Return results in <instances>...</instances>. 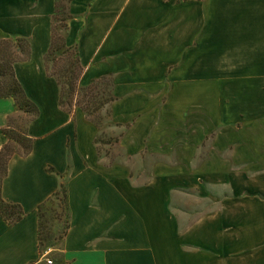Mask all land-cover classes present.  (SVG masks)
Instances as JSON below:
<instances>
[{"label":"crops","instance_id":"1","mask_svg":"<svg viewBox=\"0 0 264 264\" xmlns=\"http://www.w3.org/2000/svg\"><path fill=\"white\" fill-rule=\"evenodd\" d=\"M257 9L264 12V0ZM69 11L61 35L78 49L81 81L106 78L116 97L113 117L120 118L126 107L148 106V92L171 89L162 81L166 67L187 61L189 36L202 43L206 24L202 0H71ZM54 12L55 0H0V41L30 42V58L16 62L14 70L39 108L28 120L13 99L0 98V150L10 118L24 116L34 139L30 154L10 160L3 180L2 197L24 215L13 224L0 215V264H46L37 209L63 184L70 220L62 248L55 250L62 264H264V145L249 150L242 174H228L230 195L180 225L169 210L170 194L131 187L122 163L99 164L95 134L87 137V147H73L85 139L81 125L96 127L61 109L60 86L45 68ZM244 33L250 43L244 50H257L263 59L264 17L248 19ZM130 92H137L131 100Z\"/></svg>","mask_w":264,"mask_h":264},{"label":"rangeland","instance_id":"2","mask_svg":"<svg viewBox=\"0 0 264 264\" xmlns=\"http://www.w3.org/2000/svg\"><path fill=\"white\" fill-rule=\"evenodd\" d=\"M202 1L203 42L189 36L187 61L166 67L162 81H169L171 89L148 92L154 101L148 106L122 109L118 115L125 112L126 119L113 117L115 101L102 108L97 125L78 107L72 114L96 127L92 131L80 126L85 139L72 144L75 150L87 147V137L95 134L99 164L122 163L124 182L131 187L170 194L169 210L182 226L230 195L224 186L228 174H242L249 150L264 145V58H258L257 50H244L250 46L244 23L264 17L257 9L260 0ZM81 85L88 84L81 81ZM129 94L131 100L137 92ZM21 117L14 119L24 124ZM46 218L52 239L45 242L43 252L58 264L62 258L54 248L62 245L64 217Z\"/></svg>","mask_w":264,"mask_h":264},{"label":"trees","instance_id":"3","mask_svg":"<svg viewBox=\"0 0 264 264\" xmlns=\"http://www.w3.org/2000/svg\"><path fill=\"white\" fill-rule=\"evenodd\" d=\"M71 0H55V12L52 17V42L44 56L45 68L49 76L54 77L60 86V107L69 114L78 107L94 124L101 122L102 108L114 101L111 94V84L106 78L93 80L87 86L81 85L84 73L79 59L77 47L68 46L64 36L58 33V28L67 29L68 21L72 18L69 11ZM31 55L30 42L25 38L4 39L0 41V98H11L16 106L28 115V120L39 114L38 106L27 96L18 81L14 64L21 60H28ZM98 88L103 91L99 93ZM97 91V92H94ZM101 94V95H99ZM7 139L0 150V215L10 224L21 220L24 211L18 204L6 201L2 197V184L8 172V164L15 156H27L31 153L34 139L29 136L27 126L10 118L3 130ZM39 216V247L41 257L45 254L43 247L50 241L52 235L48 231L49 219L52 221L64 217L65 231L61 238L62 245L69 228V200L68 191L63 184L61 188L41 203L37 209ZM61 245V248H62ZM55 247L54 250L60 251ZM49 257V256H46ZM53 264H54V260ZM58 264H62V261Z\"/></svg>","mask_w":264,"mask_h":264},{"label":"built area","instance_id":"4","mask_svg":"<svg viewBox=\"0 0 264 264\" xmlns=\"http://www.w3.org/2000/svg\"><path fill=\"white\" fill-rule=\"evenodd\" d=\"M45 262H46V264H53V261L47 257H45Z\"/></svg>","mask_w":264,"mask_h":264}]
</instances>
